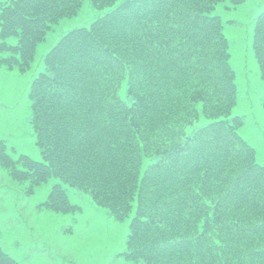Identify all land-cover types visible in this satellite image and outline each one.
<instances>
[{"label": "trees", "instance_id": "obj_1", "mask_svg": "<svg viewBox=\"0 0 264 264\" xmlns=\"http://www.w3.org/2000/svg\"><path fill=\"white\" fill-rule=\"evenodd\" d=\"M221 1L242 0H90L109 8L64 31L30 82L41 159L13 155L0 138V166L29 191L56 177L46 208H79L68 185L116 220L132 211L120 251L129 260L264 264V164L238 129L236 75L214 12ZM81 4L0 0V63L29 68L52 24ZM254 18L264 81V5ZM0 264L17 261L0 247Z\"/></svg>", "mask_w": 264, "mask_h": 264}, {"label": "rangeland", "instance_id": "obj_2", "mask_svg": "<svg viewBox=\"0 0 264 264\" xmlns=\"http://www.w3.org/2000/svg\"><path fill=\"white\" fill-rule=\"evenodd\" d=\"M263 5L264 0H242L233 6L221 1L214 10L224 20L222 30L229 42V62L236 75L238 99L233 109L244 115L238 129L255 147L256 159L261 164H264L261 106L264 81L252 51L251 35L254 16ZM108 8L94 7L90 0H82L74 15L63 16L53 23L37 43L29 68L20 70L0 63V138L9 147L14 146L13 155L25 152L33 159H41L31 128L27 92L32 78L43 67L44 53L64 31L88 24ZM6 40L13 42L15 38ZM204 120L200 118L198 123ZM55 182L57 178L50 176L29 191L28 180L12 179L0 166V247L17 264H140L120 252L125 248L132 211L124 219L116 220L88 192L68 185H64L67 196L79 208L64 212L39 205Z\"/></svg>", "mask_w": 264, "mask_h": 264}]
</instances>
